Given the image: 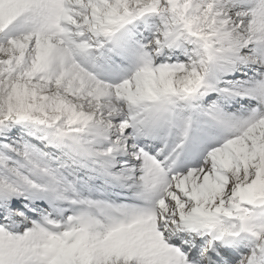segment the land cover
<instances>
[{"label": "snow or ice", "instance_id": "6c2138e0", "mask_svg": "<svg viewBox=\"0 0 264 264\" xmlns=\"http://www.w3.org/2000/svg\"><path fill=\"white\" fill-rule=\"evenodd\" d=\"M0 264H264V0H0Z\"/></svg>", "mask_w": 264, "mask_h": 264}]
</instances>
